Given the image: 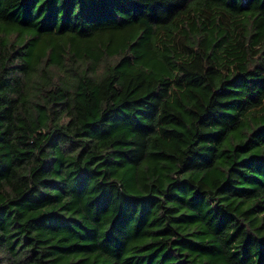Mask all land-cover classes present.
Segmentation results:
<instances>
[{
  "label": "trees",
  "instance_id": "1",
  "mask_svg": "<svg viewBox=\"0 0 264 264\" xmlns=\"http://www.w3.org/2000/svg\"><path fill=\"white\" fill-rule=\"evenodd\" d=\"M0 264H264V0H0Z\"/></svg>",
  "mask_w": 264,
  "mask_h": 264
}]
</instances>
